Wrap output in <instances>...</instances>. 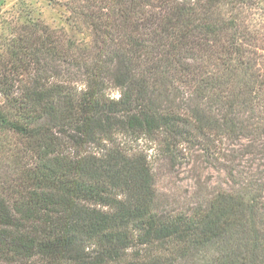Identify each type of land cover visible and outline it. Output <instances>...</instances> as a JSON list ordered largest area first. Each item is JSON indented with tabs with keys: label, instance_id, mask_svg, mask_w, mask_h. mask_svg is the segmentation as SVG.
Masks as SVG:
<instances>
[{
	"label": "trees",
	"instance_id": "obj_1",
	"mask_svg": "<svg viewBox=\"0 0 264 264\" xmlns=\"http://www.w3.org/2000/svg\"><path fill=\"white\" fill-rule=\"evenodd\" d=\"M65 5L83 40L42 22L0 40V264H264L252 5ZM141 139L169 161L220 165L227 187L163 209Z\"/></svg>",
	"mask_w": 264,
	"mask_h": 264
},
{
	"label": "rangeland",
	"instance_id": "obj_2",
	"mask_svg": "<svg viewBox=\"0 0 264 264\" xmlns=\"http://www.w3.org/2000/svg\"><path fill=\"white\" fill-rule=\"evenodd\" d=\"M68 0H0V40L7 36L15 25L27 22H42L53 29H65L70 37L80 41L83 33L70 19L66 8ZM239 3L242 0H230ZM252 8H242V15L255 32L264 31V0H245ZM119 96V91L113 92ZM1 100V97H0ZM141 139L139 145L149 154L156 174L158 198L163 209L177 211L195 206L199 198L210 196L227 187V175L219 165H211L200 154L189 163L174 162L163 158L157 145Z\"/></svg>",
	"mask_w": 264,
	"mask_h": 264
}]
</instances>
